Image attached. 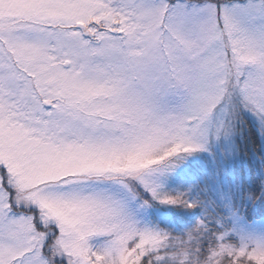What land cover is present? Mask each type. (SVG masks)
Segmentation results:
<instances>
[{"label": "snow or ice", "instance_id": "1", "mask_svg": "<svg viewBox=\"0 0 264 264\" xmlns=\"http://www.w3.org/2000/svg\"><path fill=\"white\" fill-rule=\"evenodd\" d=\"M0 264H264V0H0Z\"/></svg>", "mask_w": 264, "mask_h": 264}]
</instances>
